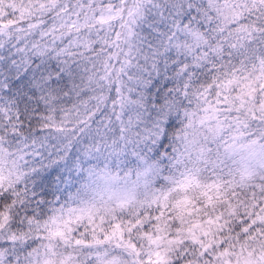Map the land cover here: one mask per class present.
I'll use <instances>...</instances> for the list:
<instances>
[{
	"label": "snow or ice",
	"instance_id": "snow-or-ice-1",
	"mask_svg": "<svg viewBox=\"0 0 264 264\" xmlns=\"http://www.w3.org/2000/svg\"><path fill=\"white\" fill-rule=\"evenodd\" d=\"M0 41L22 54V74L0 86L27 81L41 128L83 144L21 140L23 125L0 106V264H41L52 247L74 264H108L120 245L136 250L133 264H213L206 229L264 227V176L238 190L227 165L206 159L200 183L176 179L193 119L214 113L231 131L235 94L249 72H264V0H0ZM73 65L86 91L60 106L68 93L54 72ZM250 119L245 129L260 135L264 119ZM100 159L154 162L158 186L140 200L85 201L79 181ZM241 197L253 211L237 212Z\"/></svg>",
	"mask_w": 264,
	"mask_h": 264
},
{
	"label": "trees",
	"instance_id": "trees-1",
	"mask_svg": "<svg viewBox=\"0 0 264 264\" xmlns=\"http://www.w3.org/2000/svg\"><path fill=\"white\" fill-rule=\"evenodd\" d=\"M22 54L17 50L15 42L5 43L0 41V85H11V83L18 79L22 73H16L14 64L21 59ZM52 66L56 67V62L52 61ZM62 74V82L60 88L68 95H61L59 97V105L67 106L75 101L77 91L84 94L86 88L82 84V72L77 71L73 65L71 72L60 68L58 72H54L56 77ZM27 81H21L17 87L0 86V106L7 104L12 109V114L15 119L13 123L16 127L23 128L20 133V139L25 140L29 136L32 138L51 137L55 142H62V147L67 151H72L76 147L78 151L82 150L83 144H77L75 138L72 140H65L62 133L56 130L42 129L44 109L41 108L37 113V105L31 96L29 89L25 87ZM163 83V81L161 82ZM264 85V72L255 71L249 72L240 86V91L235 94L233 103L235 109L240 117H243L244 128L247 125L249 128L253 127L251 123V115L257 114L261 119H264V94L260 92V86ZM28 97V102L23 100V97ZM12 101L16 102L19 108L12 106ZM239 107V108H238ZM39 115L40 120L34 117ZM7 120L2 119L0 114V126L7 124ZM217 122L210 117L208 120H198L194 118L192 126L189 130V145L191 147L190 155H181L178 162V169L176 170V179H180L181 173L192 175L194 183H200V172L204 167V161L210 159L214 161L218 167L227 165L230 170V179L233 186L238 190L247 191L249 185L256 182V178L264 176V163L256 162L243 169L238 163L236 157L228 150V141L225 135L220 134L217 129ZM249 134V132L247 131ZM251 136V134H249ZM207 137V143L204 138ZM258 142L264 141V129L261 130L260 135H255ZM198 141V144L195 142ZM195 145V146H193ZM211 149V152L208 149ZM218 150V151H217ZM131 151V149H129ZM183 146L181 152H183ZM199 153H203L200 155ZM90 169L94 171H105L109 174L115 175L120 179H125L130 185L133 192L132 198L129 200H140L146 195L150 194V189L158 186L155 182V167L154 162L145 163L140 161L138 163H125L121 160L120 163H113L112 159H100L98 163L89 165L79 181V197L85 201L99 202L101 200H113L98 196L89 191L85 185L87 182V172ZM157 177L156 179H160ZM114 201V200H113ZM252 201L249 198L241 197L239 202H234V207L240 214L253 211ZM264 216V214H262ZM253 219L260 218L253 217ZM264 227L260 231H249L247 233L241 229H235L231 232H225L222 235H216L213 229L205 230V244L210 248L215 246L216 258L213 264H264ZM134 250L128 245H120L116 254L112 255L108 260V264H133ZM68 253H64L63 249H56L55 247L47 250H41V264H60L61 260H65V264H74V254L72 260H67Z\"/></svg>",
	"mask_w": 264,
	"mask_h": 264
},
{
	"label": "rangeland",
	"instance_id": "rangeland-1",
	"mask_svg": "<svg viewBox=\"0 0 264 264\" xmlns=\"http://www.w3.org/2000/svg\"><path fill=\"white\" fill-rule=\"evenodd\" d=\"M231 106L235 108L237 105L232 103ZM239 113L236 112L231 122L234 126L231 131H228L223 122H217L216 125L219 133L224 134L228 141V150L236 157L240 166L247 169V166L252 163H264V141L258 142L255 135L249 136L247 129L243 127V117H240ZM214 115V113L202 112L198 120H208ZM86 180L87 189L98 196L112 198L114 201L130 200L133 196L131 187L125 179H120L108 172L90 169Z\"/></svg>",
	"mask_w": 264,
	"mask_h": 264
}]
</instances>
